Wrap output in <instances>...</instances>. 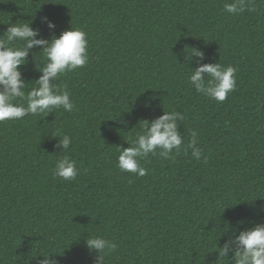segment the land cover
Instances as JSON below:
<instances>
[{"label":"trees","instance_id":"trees-1","mask_svg":"<svg viewBox=\"0 0 264 264\" xmlns=\"http://www.w3.org/2000/svg\"><path fill=\"white\" fill-rule=\"evenodd\" d=\"M232 2L0 0V37L16 22H31L48 40L72 25L87 33L89 52L85 67L56 81L67 85L72 112L0 122V264H39L44 254L93 264L92 236L116 246L105 264H232L218 243L264 223V0L238 15L223 11ZM191 48L203 63L237 69L223 103L188 82L199 66L187 59ZM39 51L21 67L26 93L42 74ZM164 109L185 116L177 121L181 151L141 160L144 177L122 173L118 147ZM193 129L207 163L184 150ZM53 134L72 137L68 153ZM64 155L80 170L73 181L53 178Z\"/></svg>","mask_w":264,"mask_h":264},{"label":"clouds","instance_id":"clouds-1","mask_svg":"<svg viewBox=\"0 0 264 264\" xmlns=\"http://www.w3.org/2000/svg\"><path fill=\"white\" fill-rule=\"evenodd\" d=\"M223 11L232 15H238L245 11H255L252 0H234L225 3ZM43 22L49 30L55 31L56 24L47 17ZM40 32L31 27V22L12 23L4 35L0 37V122L22 120L28 115L48 116L57 109L65 112L74 110V103L70 98L67 85L61 88L56 81L61 75L74 72L85 67L89 61L87 33L79 28H71L61 32L59 36L53 35L51 40L38 38ZM39 48L38 53H32L36 60L37 55H42L45 61L41 66L36 64L37 70L42 73L34 80V85L25 92L26 83L22 66L28 63V57L33 49ZM187 59L194 60L199 66L192 69L188 82L195 92L217 103H223L229 93L237 88V69L233 66L223 67L220 63H203L205 55L196 48ZM209 77V79H205ZM32 83V82H31ZM19 98L26 102V106L14 103ZM146 107H151V101L146 102ZM185 116L182 112L166 111L155 119L141 120L140 131L134 139L127 141V148L118 147L117 166L124 173H132L138 177H144L148 170L141 165V160H146L150 155L165 159L175 150L181 151L183 134L179 131L180 123ZM199 133L191 131V139L188 141L185 151L192 150V157L207 163L208 157L197 147ZM59 137L56 144L61 153H68L72 145V137L64 134ZM80 174L77 162L69 155L59 159L53 171V178L63 181H73ZM225 211V210H224ZM242 224L243 222H238ZM227 230L221 236L226 235ZM86 247L90 253H94L93 264H105L108 253L115 249V244L103 236H92L86 240ZM216 251L219 257H231L232 264H264V223L255 227L233 232L221 247L218 243ZM44 259L39 264H57L52 255H39Z\"/></svg>","mask_w":264,"mask_h":264}]
</instances>
